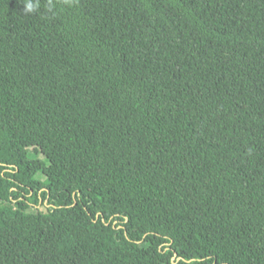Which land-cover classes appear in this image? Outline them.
<instances>
[{
    "label": "trees",
    "instance_id": "obj_1",
    "mask_svg": "<svg viewBox=\"0 0 264 264\" xmlns=\"http://www.w3.org/2000/svg\"><path fill=\"white\" fill-rule=\"evenodd\" d=\"M0 264H264V0H0Z\"/></svg>",
    "mask_w": 264,
    "mask_h": 264
},
{
    "label": "clouds",
    "instance_id": "obj_2",
    "mask_svg": "<svg viewBox=\"0 0 264 264\" xmlns=\"http://www.w3.org/2000/svg\"><path fill=\"white\" fill-rule=\"evenodd\" d=\"M33 8H34V5H32V4H29V5H28V9H29V10H33Z\"/></svg>",
    "mask_w": 264,
    "mask_h": 264
},
{
    "label": "rangeland",
    "instance_id": "obj_3",
    "mask_svg": "<svg viewBox=\"0 0 264 264\" xmlns=\"http://www.w3.org/2000/svg\"><path fill=\"white\" fill-rule=\"evenodd\" d=\"M40 208H42V207H40Z\"/></svg>",
    "mask_w": 264,
    "mask_h": 264
}]
</instances>
